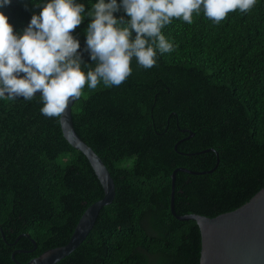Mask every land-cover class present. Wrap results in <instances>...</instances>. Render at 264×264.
Masks as SVG:
<instances>
[{
    "label": "trees",
    "instance_id": "trees-1",
    "mask_svg": "<svg viewBox=\"0 0 264 264\" xmlns=\"http://www.w3.org/2000/svg\"><path fill=\"white\" fill-rule=\"evenodd\" d=\"M47 2L12 0L0 11L22 34ZM76 2L85 12L72 35L86 72L95 66L85 51L87 13L98 0ZM113 15L130 19L122 8ZM163 34L174 51L158 52L156 66L133 59L119 87H85L72 106L74 129L107 167L115 197L56 264H200L197 224L170 212L173 170L202 173L176 172L180 216L233 211L264 187V0L218 25L202 11L191 25L174 19ZM42 107L40 96L0 99V264H15V250L25 264L65 245L85 209L103 197L86 157Z\"/></svg>",
    "mask_w": 264,
    "mask_h": 264
},
{
    "label": "clouds",
    "instance_id": "clouds-1",
    "mask_svg": "<svg viewBox=\"0 0 264 264\" xmlns=\"http://www.w3.org/2000/svg\"><path fill=\"white\" fill-rule=\"evenodd\" d=\"M12 0H0V8ZM257 0H98L87 13L86 49L94 67L85 72L80 42L72 33L83 22L85 6L76 0H48L33 14L22 34L14 32L9 18L0 11V99L31 101L37 92L41 114L62 118L71 102L95 90L119 87L132 74V61L151 69L160 54L174 51L163 29L174 19L193 23V15L215 24L229 13L250 12ZM39 6V5H38ZM130 19H117L120 9ZM133 32L135 36L133 37ZM92 63V64H93ZM23 74V75H22Z\"/></svg>",
    "mask_w": 264,
    "mask_h": 264
},
{
    "label": "water",
    "instance_id": "water-1",
    "mask_svg": "<svg viewBox=\"0 0 264 264\" xmlns=\"http://www.w3.org/2000/svg\"><path fill=\"white\" fill-rule=\"evenodd\" d=\"M40 95L39 92L35 94V96ZM73 104L74 101L69 104L62 121L59 119L61 132L65 140L86 157L102 188L103 197L85 209L65 245L48 249L25 264H56L70 255L86 239L101 209L110 205L115 197L114 181L107 167L74 129L71 117ZM178 171L192 174L202 173H194L184 168L173 170L169 200L170 212L174 218L179 221H195L199 228L201 238L199 263L264 264V187L233 211L215 217L198 214L180 216L174 209L175 175ZM212 171L213 169L209 172ZM21 236L23 235H20L16 241ZM33 243L35 245L34 241ZM18 252L21 250H15L11 259L15 264H23L14 257Z\"/></svg>",
    "mask_w": 264,
    "mask_h": 264
}]
</instances>
